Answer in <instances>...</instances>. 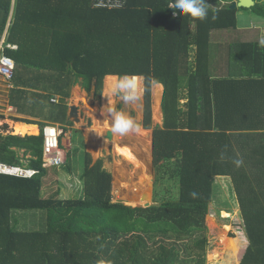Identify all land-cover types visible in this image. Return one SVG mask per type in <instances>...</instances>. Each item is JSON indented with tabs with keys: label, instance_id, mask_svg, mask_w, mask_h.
<instances>
[{
	"label": "trees",
	"instance_id": "obj_1",
	"mask_svg": "<svg viewBox=\"0 0 264 264\" xmlns=\"http://www.w3.org/2000/svg\"><path fill=\"white\" fill-rule=\"evenodd\" d=\"M94 1L0 0V42L12 8L7 42L21 38L17 51L5 50L17 63V85L38 89L17 73L35 69L64 85L74 77L100 98L106 77H141L145 129L152 128V87L162 85L163 124L153 129L152 164L160 182L177 184L178 197L157 199L158 192L148 208L113 202L112 174L86 154L84 197L44 198L43 136L1 138L0 161L20 165L13 148L25 149L39 173L0 175V264H206L207 222L217 205L226 207L217 209L223 218L240 214L238 229L249 243L240 264H264V44L235 45L230 64L240 73L215 77L210 68L212 32L236 28L238 10L230 5L238 0L209 6L203 21L174 17L170 0H125L118 10ZM255 1L250 11L264 18V0ZM15 211L46 212V229L17 230ZM223 239L237 256L236 236Z\"/></svg>",
	"mask_w": 264,
	"mask_h": 264
},
{
	"label": "rangeland",
	"instance_id": "obj_2",
	"mask_svg": "<svg viewBox=\"0 0 264 264\" xmlns=\"http://www.w3.org/2000/svg\"><path fill=\"white\" fill-rule=\"evenodd\" d=\"M219 1H210V5H221L222 3ZM208 4V5H209ZM229 2L224 3V5H228ZM209 5V6H210ZM257 22V20H255ZM241 25V21H240ZM240 27V26H239ZM233 32L235 33L234 29H227V30H216L214 31V34L218 37H220V41H215L212 38V48H210V68L212 75L215 77L220 76H227V73H216V64L217 61L220 64V67L225 68L226 64L230 63L231 60V51L229 50H220L217 52L215 48H218V45H222L224 43V39H230L233 40L228 36H233ZM228 37V38H227ZM222 41V42H221ZM229 47V46H228ZM224 71V69H223ZM217 72H221L217 71ZM219 74V75H217ZM72 83H76L75 78L72 77ZM104 89L101 97H93L92 94L89 95V100L94 105L93 108H97L99 111L98 113L101 115L100 121H95L93 117H91V113L88 110V106L85 100L79 99V101H83L86 105V108L84 107L83 110L85 112L82 123H84V126L91 127L90 129H87L86 136L87 140L89 139V136L94 141V145L92 148L87 146V151L90 152V154L95 159H102L104 168L109 171L113 176V187H112V196L114 202H122L127 204V206H133V207H140V206H146L149 203V200H143L145 203H135L131 200L135 197L134 191H141L143 189H149L151 186V182H155V194L160 192L158 194L157 199H176L178 197V189L174 188L177 187L176 183L174 181L169 182L167 184H164V182H160L158 180V175L156 172V169L153 167L152 164V135H153V129L157 126H162L163 124V118H158L155 115L154 108L156 106V103H161V99L157 100L155 98V94L159 96L163 91V88H159V85H154L152 87V94H151V114H152V128L151 129H145L143 127L144 119H145V104H144V90L142 89V92L139 94V99L136 103H130V104H124L122 101L114 97V105H111V99L109 98L107 94V77L104 81ZM143 87V86H142ZM158 89V90H156ZM86 98V96H85ZM87 99V98H86ZM112 106L113 108L117 110H122L126 115L132 117L137 125L140 126V130H145L146 134L148 136L144 137L143 139L140 137V132L138 134H132L130 136L126 137L127 144L124 145V147L128 148L130 151L129 155H124L120 149L122 145L118 143L117 140L114 138L110 142H107L109 139L106 137L105 131H102L103 128H107L109 126V122L106 121L102 114V110L106 109L108 106ZM58 108L54 109V112L57 113ZM54 113V114H55ZM12 120L14 118H11ZM11 120V121H12ZM83 125V124H81ZM80 126V125H78ZM41 128V127H40ZM5 130V128H1ZM37 132H34L32 134H35ZM74 131H72V134ZM67 135V134H66ZM79 134L73 135L74 136V142L80 141V138L78 136ZM78 151L82 150L80 148V145H77ZM84 153V151H81ZM21 166H24L23 163L20 164ZM69 166H66L69 168L72 167V169L75 171V177L68 178L67 174H65L63 169H49L48 171V177L46 179V186L44 189V197H53L57 198L62 197L65 199L68 198H76L79 196V198H83L84 194L80 192L79 189L72 188L68 184L76 183L77 185L80 184V187L82 188V182L80 181V177L78 176L76 172H79V174H82V170H78V164L75 161L74 163H71L69 160ZM70 179V180H69ZM166 181L168 180L166 177L164 178ZM160 184V187L157 189L158 185ZM119 185V186H118ZM167 185V186H166ZM225 185V184H224ZM121 186V187H120ZM117 190H116V188ZM120 187V188H119ZM171 187V188H170ZM173 187V188H172ZM162 189V190H161ZM230 192H224L223 196L225 198H228V194ZM155 196V195H154ZM150 197V196H149ZM77 198V199H79ZM152 199V198H151ZM150 201H153V205L155 203L154 199ZM156 200V199H155ZM150 204V203H149ZM236 207V206H235ZM223 210L224 208H221L220 206H214L211 207V211L208 218V224H207V237L209 239V245L207 248V255H206V264H240V261L245 254L246 248L248 247V239L246 232L242 229L241 231L238 229L239 225L237 223H241L242 220L240 218L239 212H231L232 216L229 218H223L222 212L220 214L217 213V209ZM228 209V208H227ZM226 209V210H227ZM43 213V215L38 216L36 213ZM43 216V217H42ZM214 217V218H213ZM15 223L18 226V230H26V231H37V230H45L47 226V215L46 212L43 211H21L16 212L14 214ZM19 220V222H18ZM225 225L230 226V229L228 231H225L223 228ZM227 238H230L231 235L236 236V241L238 243V255L234 257V254L232 251H226L227 250V240L223 239L221 241V236H225ZM221 241V242H220ZM234 257V258H233ZM220 260V261H217ZM216 261V262H215Z\"/></svg>",
	"mask_w": 264,
	"mask_h": 264
},
{
	"label": "crops",
	"instance_id": "obj_3",
	"mask_svg": "<svg viewBox=\"0 0 264 264\" xmlns=\"http://www.w3.org/2000/svg\"><path fill=\"white\" fill-rule=\"evenodd\" d=\"M210 1L214 2V0H208L207 4H209ZM215 1H219V0H215ZM221 1H222L221 5H214L213 6V5H210L211 3L209 5H210V7L213 6L212 8L221 9V7L225 6L224 3L227 2L226 0H221ZM238 2H239V0L234 1L233 3H238ZM93 5L95 6V1H94ZM231 6L232 5H230V8H231ZM252 8H250V9L236 8L238 10V12L236 13V28H232L235 30V33L233 32V36H230L228 34V36L230 38H232L233 40L224 39L223 40L224 43L222 45H218V48L217 47L215 48V50H217V52L220 50L223 51L226 49V50H229L233 53L234 52L233 48H235V45L238 47L239 44L261 43V41H264V18L257 15L253 11H250ZM236 9H231V10H236ZM240 9H242V10H240ZM114 10H118V9H114ZM13 11L14 10L12 8V11L10 14V19L8 21V24H7V28L3 34L1 42H0V44L3 43L4 54L6 56H8V55L6 54L5 50L9 49L11 51H17L19 49L18 44H21V38H19V37H17L16 43H8L7 42L8 35H9L8 34V28L10 26ZM174 17H177V16L174 15ZM255 20H257V22H255ZM240 21H241V25H240ZM53 23H54V21L50 22L49 24H53ZM195 30H196L195 25L192 22L190 25V31L194 32ZM212 38L215 41H220V37H218L217 34L215 35L214 32H212V35L210 38L211 39L210 40L211 41L210 48H212ZM26 50L27 51H25V54L30 55L32 51L28 48H26ZM8 57H10L12 60H14V62L16 64V68H15V75H14V78L12 81L8 82L0 76V141H1V138L8 137V136H14V137H20V138L39 137V136H42L43 128L48 126V125L60 127L62 130H64V135L62 136L61 144L63 146L62 149H63L64 155H65V164L63 166H61L60 168H48V169H46L47 173L43 178V183H44L43 184V197H44V189L46 186V179H47L48 174H49L48 173L49 169H63L65 174H67L68 178H73V177H75V171L72 169V167H70V171H69V168L66 167V166H69L68 165L69 160L71 161V163H74L76 161L78 164V167H79L78 170H82V172L84 170V163H85L84 157L86 154H89L91 156V158L93 160L92 166L99 160V159L98 160L95 159L90 154V152L87 151V146L92 148L93 143L91 142V144H90V140L89 139L87 140L88 136H86V133H87V129H89V127L84 126V123H82L83 122L82 119H83V116L85 114L83 108L84 107L86 108V105L83 101H79V99L82 96H86L87 100L90 103H91V101L88 98L89 94L85 90L82 89L80 84H78V83L71 84L73 82L72 79H70L69 83L64 85V82H60V80H57L58 76H56V78H55V76L53 74L41 75L40 71H37L35 69L29 70V72H28V70H21L20 68H18L17 73H19L20 71H23V80L29 81V80L33 79V82L38 86V89L24 88L23 84H19V86H18L17 82H20V81L16 78L17 63H16L14 58H12L11 56H8ZM234 63L237 64L236 62H233L232 64L228 63V64H226L225 68H223V67L221 68L220 67L221 63H219L217 61V64L215 66L217 69L215 72L216 73H227L228 72L227 76H225V77H228L229 73H231V72L240 73V70L238 68H236L235 65H233ZM238 65H240L239 62H238ZM223 69H224V71H223ZM220 70H221V72H217ZM17 75H19V74H17ZM50 77L53 78L54 80H56V82L59 83V85L62 87V89H59L57 91V89L54 88V86L52 85V80H48V78H50ZM139 78L142 80L143 85H144V80L141 77H139ZM49 82H51V83H49ZM28 85L32 86V83L29 82ZM159 88H163L162 94L160 96V98L162 97V99H163L164 87L159 84ZM61 91H63L64 94H62ZM92 96L94 97V94H92ZM53 99H56V102H52ZM73 106H76L78 108L80 123H76L70 119L71 108ZM55 108H58V109H56L57 113L54 112ZM161 111H162V108H161ZM11 118H14V119L12 120ZM162 118H163V113H162ZM15 123H22V124H25L28 126L36 127L37 133L27 134V135H15L14 134V126H13V124H15ZM81 124H83V125H81ZM78 125H80V126H78ZM2 127L5 128V130L1 129ZM72 131H74L73 134H72ZM85 131H86V133H85ZM77 134H79L78 136L80 138V141H77L75 143L73 135L77 136ZM43 144H44V139H43ZM77 145H80V148L84 151V153L81 152L82 150L78 151ZM13 150L17 152V154L20 158V164L23 163L24 166L10 165V164H7V163L0 161L1 164H4L6 166H10V167H16L19 169H24V170L38 171V170H35V169L29 167L32 160L36 159L35 157H33L31 154H26L25 149H19V148L14 147ZM42 165H43V156H42ZM42 168H43V166H42ZM38 173H39V171H38ZM76 173L78 176L82 175L80 177V181L83 182L82 181L83 173L82 174H79V172H76ZM37 174H35V175H37ZM0 175L6 176V177L25 178V177L12 176V175H6V174H1V173H0ZM34 176H32L30 178H25V179H31ZM68 185H70L72 188L79 189L80 192L82 194H84L83 187L81 188L80 184L77 185L74 182V183H72V184L70 183ZM82 186H83V184H82ZM112 187H113V181H112ZM136 192L137 191H134V194H136ZM141 193H142L141 195L138 194V196H139L138 198L141 197L143 199V197L147 196V194H150V199L152 198L151 200H153V198H155V196H154L155 195V182L153 184L152 190L149 187V189L146 188V189L141 190ZM44 198H50V197H44ZM57 198L60 200L66 201V200L77 199V198H79V196H77L76 198H68V199H65V198H62L59 196ZM125 205H127V204H125ZM16 212H21V211H15L12 214L13 218H14V214H16ZM36 214L38 216L43 215V213H40V212L36 213ZM18 222H19V220H18ZM14 224L18 228V226L15 222H14ZM19 231H26V230H19Z\"/></svg>",
	"mask_w": 264,
	"mask_h": 264
},
{
	"label": "clouds",
	"instance_id": "obj_4",
	"mask_svg": "<svg viewBox=\"0 0 264 264\" xmlns=\"http://www.w3.org/2000/svg\"><path fill=\"white\" fill-rule=\"evenodd\" d=\"M208 8L209 5L206 3V0H174V2L170 0L169 4V9L173 10L175 16L183 14L186 17L201 21L207 19ZM261 44H264V41H261ZM107 80V91L110 96L116 97L124 104L136 103L139 99L138 77L128 74L110 75L107 77ZM143 89L145 92L144 85ZM105 113L107 115L106 120L109 122L110 131L108 132L111 133V140L117 134L124 136L130 133L138 134L140 132V126L122 110H117L108 104L106 109L102 110V114ZM221 158H223V153H221ZM233 163L236 167H240L244 162L243 159L237 158Z\"/></svg>",
	"mask_w": 264,
	"mask_h": 264
},
{
	"label": "built area",
	"instance_id": "obj_5",
	"mask_svg": "<svg viewBox=\"0 0 264 264\" xmlns=\"http://www.w3.org/2000/svg\"><path fill=\"white\" fill-rule=\"evenodd\" d=\"M125 0H95V7L99 9H121L125 5ZM16 64L14 60L4 54L3 43L0 44V76L6 81H12L15 75ZM140 82H143L140 79ZM141 86L142 92L143 87ZM144 90V89H143ZM52 102H56L53 99ZM64 135V130L60 127L53 125H48L43 128L42 136L44 139L43 144V168H60L65 164V155L62 149V136ZM0 173L12 176H20L25 178H30L38 173V171L24 170L16 167L6 166L0 163Z\"/></svg>",
	"mask_w": 264,
	"mask_h": 264
},
{
	"label": "bare ground",
	"instance_id": "obj_6",
	"mask_svg": "<svg viewBox=\"0 0 264 264\" xmlns=\"http://www.w3.org/2000/svg\"><path fill=\"white\" fill-rule=\"evenodd\" d=\"M244 3H246L245 1H244ZM138 85H139V90L141 91V86H142V83L140 82V78L138 77ZM107 86H108V80H107ZM156 90H158V89H156ZM162 92V91H161ZM107 94H108V96H109V98L111 99V102H110V104L111 105H114V96H110L109 95V93H108V91H107ZM162 94V93H161ZM161 94H160V91H159V96L157 95V94H155V98L157 99V100H160L161 99V102H162V97L160 98V96H161ZM81 100H85L86 101V103H87V106H88V110L90 111V113H91V117H93V118H95L94 120L95 121H100V117H101V115L98 113L99 111L97 110V108H93V106H92V104L85 98V96H82L81 97ZM154 112H155V115H156V117H158V118H162V111H161V103L159 102V103H156V106H155V108H154ZM103 116H104V118L105 119H107V115H106V113L105 114H103ZM107 121V120H106ZM13 126H14V134L15 135H27V134H32V133H34V132H37V129H36V127H33V126H28V125H25V124H22V123H15V124H13ZM90 129V128H89ZM102 131H105V132H107L108 133V131H110V127L108 126L107 128H103L102 127ZM107 133L105 134V135H107ZM131 135V133L130 134H128L127 136H130ZM126 135H124V136H121V135H114L113 136V139L114 138H116V140L118 141L117 142V145H118V143H120L121 145H122V147H121V149H120V151L124 154V155H129L130 154V151H129V149L128 148H126V147H124V145H126L127 144V141H126V137H127ZM146 136H148V134H146V132H145V130H140V137L143 139L144 137H146ZM108 139V138H107ZM112 139V140H113ZM89 140H90V144H91V142L93 143V145H94V141H93V139L91 138V136H89ZM108 141H111L110 139L108 140ZM90 146V145H89ZM119 186V185H118ZM121 187V186H120ZM119 187V188H120ZM116 188V187H115ZM116 190H117V188H116ZM138 192V193H137ZM136 192V194H135V197L131 200L132 202H135V203H145V202H143V200H146L147 199V197L145 198V199H143L142 200V198L140 197V198H138L139 196H138V194H142L141 193V191H137Z\"/></svg>",
	"mask_w": 264,
	"mask_h": 264
},
{
	"label": "water",
	"instance_id": "obj_7",
	"mask_svg": "<svg viewBox=\"0 0 264 264\" xmlns=\"http://www.w3.org/2000/svg\"><path fill=\"white\" fill-rule=\"evenodd\" d=\"M244 1L246 2V3H244ZM173 2H174V0H173ZM208 2V0H206V3ZM256 5V2L254 1V0H239V2L238 3H233L232 4V6H231V9H236V8H245V9H250V8H252V7H254ZM70 119L72 120V121H74V122H76V123H80V118H79V113H78V108L76 107V106H73L72 108H71V113H70ZM106 137L108 138V139H110L111 140V133L110 132H108L107 133V135H106ZM112 139H113V137H112ZM152 184H151V186H150V189L152 190L153 189V184H154V181L153 182H151ZM150 193V192H149ZM150 194H147V199L146 200H149V203L146 205V206H140V207H143V208H148V207H150V206H152L153 205V203H152V201H150ZM146 197H143V199H145ZM142 199V200H143Z\"/></svg>",
	"mask_w": 264,
	"mask_h": 264
}]
</instances>
